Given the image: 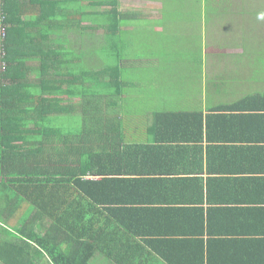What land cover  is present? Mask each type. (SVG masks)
<instances>
[{
	"label": "trees",
	"instance_id": "16d2710c",
	"mask_svg": "<svg viewBox=\"0 0 264 264\" xmlns=\"http://www.w3.org/2000/svg\"><path fill=\"white\" fill-rule=\"evenodd\" d=\"M5 1L0 0V33L5 28V35L0 34V264L165 260V200H137L133 194L147 185L144 194L165 195V178L180 175L165 170L176 169L165 160L180 150L165 142L187 143L179 146L188 149L192 142L212 140L210 129L217 117H264L255 114L264 110V96L218 106L206 115L159 112L151 138L131 141L127 135L135 133L126 129L123 113V71L131 63L119 57L117 42L126 32L115 29L117 0H90L88 13L82 15L88 22L83 37L67 39L73 48L68 70L48 68L54 53L65 46L64 39L45 38V43L35 44L42 47L39 53L21 50L34 45L12 38L15 22ZM98 46L102 48L93 59ZM77 47L82 49L75 51ZM32 58L41 66H29ZM54 80L66 83L68 90L59 91ZM190 151L200 158L204 147L197 144ZM188 178L173 181L189 187ZM143 237H153L147 248L137 241Z\"/></svg>",
	"mask_w": 264,
	"mask_h": 264
},
{
	"label": "crops",
	"instance_id": "0c3cea01",
	"mask_svg": "<svg viewBox=\"0 0 264 264\" xmlns=\"http://www.w3.org/2000/svg\"><path fill=\"white\" fill-rule=\"evenodd\" d=\"M221 1H226L227 5L224 7H232V12L225 15L226 37L243 38L247 42L246 47H242L244 42L232 43L240 44L241 47H232L227 54H241L243 60L241 63L245 66L243 69L245 71H248L249 67L250 70L255 68L264 70V8L260 9L264 0H211L210 2L212 6H219L222 5ZM5 2L11 5L12 23L15 22L12 38L21 37L23 42L32 40L34 45L30 47L27 44L28 49L21 47V50L32 49L33 53H39L42 47H36L35 44L45 43V38L64 39L65 46H60L59 51L54 53L56 58L49 62L48 68L68 70L73 65L71 58H68V55H72L69 52L73 48H68L67 39L77 41L79 37H83L81 30L88 26V22H84L82 15L88 13L90 0H6ZM117 4L120 15L116 17L118 28L115 29L123 34L138 27L137 22L142 19L159 17L163 7L162 0H117ZM130 5L136 6V9L128 8ZM233 7L238 11L235 12ZM111 18L114 20L115 16L112 15ZM115 22L114 20L113 23ZM155 29L161 28L155 27ZM98 31L101 35L105 33L104 29ZM256 39L260 44L252 45L250 40ZM79 48L77 47L75 51ZM218 52L217 47L211 48L208 51L209 59L205 60V64L208 65V70L214 72V83L220 85L213 89L215 96H230L236 90L235 87L232 88L233 77L230 73L235 67L232 61L228 62L229 66L219 69L218 60L215 58L220 54ZM50 54L52 55V52ZM27 63L29 66H41V61L34 58ZM253 66L254 68H251ZM222 76V81H218ZM65 81L67 82L68 79ZM55 84L60 88L59 91L68 90V85L63 81ZM258 85L264 87L263 81ZM257 95L264 96V88L241 100ZM211 109L174 112L203 110L206 115ZM255 114L264 115V110H259ZM151 130L149 129L146 134L149 135ZM210 134L212 136L210 142L188 143V149L179 146L187 143L165 142L168 146L172 144L180 149L170 161L165 160L166 164H173L176 169L165 167V170L179 171L180 175L175 178H165V195L144 194L147 185L141 189L142 193L133 194L137 200L159 197L165 200L167 210H165V221H162L165 227L162 228L165 232V260L162 258L154 260L157 259L158 264H172L171 262L264 264V117H217L213 119ZM197 144L204 147L200 158L197 157V152L190 151ZM187 173L192 174L187 175ZM187 178L192 179L189 187H185L184 183L173 181ZM174 184H177V187L172 189L171 185ZM156 192H160V189L157 188ZM149 240H153V237L137 239L144 248L148 247L146 242Z\"/></svg>",
	"mask_w": 264,
	"mask_h": 264
},
{
	"label": "rangeland",
	"instance_id": "374dc122",
	"mask_svg": "<svg viewBox=\"0 0 264 264\" xmlns=\"http://www.w3.org/2000/svg\"><path fill=\"white\" fill-rule=\"evenodd\" d=\"M210 1L162 0L159 17L138 21L139 26L126 32L117 42L119 57L131 63V66H124L123 71L127 92L124 125L128 132H135V135H127L131 141L144 143L151 138L146 133L152 128L159 112L208 110L240 101L264 88L258 85L262 81L264 84V70H250L249 67L245 71L241 54H227L232 47H241L232 43L244 42L242 47L247 46L243 38L232 36L229 39L225 35V15L232 12V7H224L226 1L212 6ZM135 7L130 5L128 8ZM263 8L264 4L260 9ZM250 42L252 45L260 44L258 39ZM214 47L220 53L215 57L219 69L229 66L228 62L232 61L235 67L230 73L232 88L236 90L230 96H215L213 91L220 85L214 83V72L208 70L205 60L208 61V51ZM101 48L98 46L97 51L92 52L93 59L97 58ZM108 64L102 62V66ZM100 66L97 61L96 67ZM222 79L223 76L218 81Z\"/></svg>",
	"mask_w": 264,
	"mask_h": 264
},
{
	"label": "built area",
	"instance_id": "2783aa9c",
	"mask_svg": "<svg viewBox=\"0 0 264 264\" xmlns=\"http://www.w3.org/2000/svg\"><path fill=\"white\" fill-rule=\"evenodd\" d=\"M1 36H4L5 35V28L4 27H1Z\"/></svg>",
	"mask_w": 264,
	"mask_h": 264
}]
</instances>
